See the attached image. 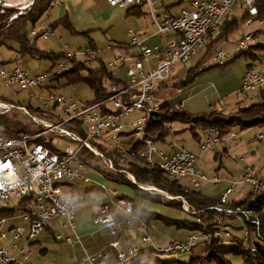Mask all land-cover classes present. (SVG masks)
<instances>
[{
    "label": "built area",
    "instance_id": "2783aa9c",
    "mask_svg": "<svg viewBox=\"0 0 264 264\" xmlns=\"http://www.w3.org/2000/svg\"><path fill=\"white\" fill-rule=\"evenodd\" d=\"M105 1L109 6H116L118 9H144L156 28V32L147 38H153L155 34H159L162 44L155 43L153 46H148L145 43L146 37L130 29L127 35L131 38V44L122 53L114 55L112 60L106 62L107 68L111 71L123 69L125 80L120 81V84H111L108 88L110 96L102 103L80 105L71 97L57 94L52 91L53 89L47 90L46 88L52 83L50 74L40 72L31 75L27 69L22 67H14L6 72L0 67V81L5 85H15L21 91L37 90L29 94V100L35 101L43 109L56 105L59 108L58 113L62 116L60 121L51 117L53 121H48L47 126H44L46 129L37 134H24L10 138L0 133V207L6 209L9 199L13 197L32 198V202L28 203L25 209L18 214L19 218L28 222L27 229L14 225L2 231L1 225L6 222V218H0V239L5 237L11 239L13 250L9 252L7 246L0 247V264H30V253L20 249L14 243L15 240L24 234L26 239L37 237L54 218H62L64 220L62 227L67 230L66 234L54 233L53 237L57 241L68 243L72 242L73 237L78 241L74 210L77 196L65 191L64 187L68 182L88 181V178L82 174V171L86 169L84 161L79 156L82 148L92 153L99 163L112 173L124 171L121 167H124L127 159L136 153L150 167L161 169L170 180L181 182L186 179L197 188L199 179L207 181L206 176L196 173L194 152L182 149L167 155L158 149L155 137L147 134L145 127L147 121L151 115L156 113L163 101L154 92L159 84L166 82L171 73L170 70L177 64L189 62L193 57L200 56L208 50L220 26L224 20L231 18L236 6H239L240 11L246 12V23L253 24L256 30L253 32L245 30L242 35L234 38L239 51H246L260 43L264 44V14H261L259 9V4L264 0H190L188 8H181L177 15H171L167 10L160 11L157 6L158 0ZM257 31H259L258 37L254 36ZM35 33L36 31L33 30L30 34L33 36ZM49 33L50 31L44 33L41 38L47 40ZM211 52L216 64L220 65L230 61L224 47L219 42L211 48ZM74 55L89 62H94L99 58L98 53L91 47L83 49L82 52L67 53V58L55 63V73L61 74V72L69 71L68 59ZM246 70L240 92L242 95L264 84V64L261 59H252ZM107 102L113 103V111L108 110ZM218 103L214 102L210 108L217 110ZM6 105L13 106L12 104ZM8 106L0 103L3 111H7ZM134 112L138 115L129 118V121H123ZM130 122L134 126L129 131V133L132 132L130 137L140 142L139 150L133 149L132 145L129 147L125 144L124 128ZM170 125H172L171 122L166 124L167 127ZM48 133L52 135L50 146L56 149H50L41 141L36 142L39 137H48ZM203 136L199 144L202 150H209L220 142L219 131L215 128L205 129ZM108 138L113 143L112 148L108 147L105 142ZM61 142L65 144L63 150L58 149V143ZM98 146L112 149L116 159L110 157L105 150H100ZM154 156L157 159L154 160ZM124 173L130 182L137 183L133 175ZM240 177L238 183L248 186L251 192L264 194V180H258L250 172ZM138 187L141 190H148L146 186L144 188L138 185ZM231 191L230 187L225 190L219 200L220 204L226 205ZM115 193L112 192V195ZM179 199L184 201L182 197ZM184 205L185 212L196 213L186 201ZM115 208L119 215L125 216L128 220L133 216V204L125 198H119ZM97 209L93 223L110 228L114 235L116 221L109 204L106 203ZM215 209L225 215H242L247 222L254 223L258 230V218L250 211L240 208L224 209L223 206H216ZM197 222L206 228L207 225L204 222L199 219ZM211 223L216 227L213 230V236L226 239L230 236L228 223L225 224L219 217L214 218ZM137 232L144 234V227L138 226ZM197 240V235L190 234L185 241L168 242L157 251L166 254H183L191 250ZM150 241L148 235L141 236L143 245H148ZM118 244L115 238L110 242L113 248ZM138 249L139 247L128 248L119 252L115 264H128L129 260L137 255ZM106 257L107 255L103 254L100 249H95L90 253H85V257L76 264H105L103 261Z\"/></svg>",
    "mask_w": 264,
    "mask_h": 264
},
{
    "label": "rangeland",
    "instance_id": "374dc122",
    "mask_svg": "<svg viewBox=\"0 0 264 264\" xmlns=\"http://www.w3.org/2000/svg\"><path fill=\"white\" fill-rule=\"evenodd\" d=\"M178 1L179 0H159L158 6L159 5L162 6L160 8V11L162 12L167 9L165 6H169L170 8L168 10H170L169 11L170 13L172 12L171 15L172 14L177 15L181 8L183 7L188 8V4L190 0H183L181 4H178ZM32 2L33 0H8V1L2 0L0 1V10H1L0 12H3L2 9H6V8L16 9L18 12L14 14L12 13L11 16L9 17V21H11L12 19H15L17 16H19V14L22 13L23 11H27L32 5ZM242 13L244 14L246 12H242ZM240 15H241L240 8L238 7L234 8L233 15L231 16V18L233 16H238V18H240ZM46 17H47V13L40 20H38L36 24H34L35 26L33 30H35L36 33L33 36L37 35L39 30L43 31V34L50 31L49 33V36H51L50 39H52L54 43H56L55 46H51L54 52L67 51L69 53L70 52L77 53V52H82L83 49L86 48L87 38L82 37V35L79 34L81 30L78 29L79 32H72L69 28H66L63 25H58L55 28H50L47 25L49 21L47 20ZM144 19L146 22V28L147 30L150 31V33L148 34L150 35V34L155 33L156 28L154 27V24L151 21L150 16L147 14L146 16H144ZM129 21L130 20H128V18L127 19L125 18L124 20L117 21L115 24H113L112 27L108 28L107 30L99 28L94 31H91L89 36L93 38V40L95 41V44L99 48H102V47L104 48L107 46H114L113 49L119 52L120 49H118V46L122 44H126V43L131 44V39L128 37V35H126L130 29L135 31L137 34L140 33V31L136 30L137 28L132 25V22H129ZM32 31H30V33ZM259 31H257L254 34V36L258 37ZM243 32L245 31H243V27L240 26L239 28L234 29L231 35H229L228 37H223L219 41V43L224 47L227 53V57L230 59V61L233 59V57L236 54L246 52L247 50L251 48L250 47L246 51L241 52L239 51L237 44L234 42V38L238 35L239 36L242 35ZM30 33L29 35L33 37ZM43 34L41 35V37L43 36ZM41 37L38 38L39 39L38 41L41 44L47 46V44L43 41L44 39H42ZM155 43H158L159 45L162 44V40L159 37V34H155L153 38L147 42V44L150 46H153V44ZM15 52H16V49L11 48V47H8V46L0 47V67H2L6 72L10 71L13 68V66L16 67V65H18L20 68L22 67L24 69H27L31 75H35L38 72H41V73L46 72V70H48V67L50 66V60H43V61L38 60V63H39L38 66L35 67V69H32L30 66L27 65V62L29 61L30 58L27 57V55H25L21 57L18 56V59H17V53ZM257 54L258 56L255 59H258V60L261 59L262 63L264 64V52L259 51V53ZM251 60L252 59H249V58L245 59L243 57L241 58L239 57L233 60L232 63H229L230 62L229 61L228 62L229 64L224 63V64L219 65L213 61L212 52H211L207 58H200V59L196 58V59L190 60L189 62L187 61L180 62L179 64H177L174 68L170 70L171 73L169 74L166 82L162 83V84L167 83V88L160 90L158 94L155 93L158 90H155L154 94H156L158 97H161L162 99H168L171 102L172 101L177 102V104H180L186 110H188V112L192 114H196L198 112H202V113L208 112L209 109H211L210 105L213 104L214 102L215 103L219 102L218 103L219 106L217 110H223L224 112H235L238 109L248 108V106L251 104L255 105L261 102L262 97L259 96L258 94H261V91L264 90V84H263L261 85V87H255V89L248 91V93L246 94L242 95L240 93L241 87L243 84L244 73L245 71H247L246 68L249 65V62ZM195 65H198L199 69L201 70L206 69V68L207 69L203 71L201 74H199L197 77H195L191 85L184 86V87L181 86L179 87V89L176 88L174 85L177 84L182 79H184L188 69L190 67H194ZM52 72L55 73V67H53ZM114 73L122 81L125 80L124 70L114 71ZM62 84L63 82L61 83V85ZM52 91L60 95L63 94L65 96L71 97L76 103L80 105L81 104L84 105L85 104L84 102H88L94 96L93 90H91L89 86L81 82L75 83V85H64L62 86V88H59L56 90L53 89ZM30 93H35V90H31L29 92L28 90L21 91L15 85L7 86L2 81H0V103H2L5 106H8L6 104L10 105L12 103H14L15 105H19V106H23V105L25 106L28 103H30V105L36 104L35 101L29 100L28 97ZM15 105L8 106L9 108L7 109V111H3V109L0 108V114L10 115V113L11 114L14 113L17 115L18 119L28 124L30 128H34V129L40 128V130L38 131L45 130L46 128L44 126H47L46 124L49 123L48 121H53L52 118H44L41 115L37 113L35 114L29 109H26L25 107L22 108V107H17ZM106 106L108 110H111V111L114 110V105L112 102L110 103L107 102ZM217 110H214V111H217ZM56 112H59V108H57ZM135 115H138V113L134 112V113L129 114V116L125 118L126 120L124 119L123 121L124 122L129 121V118ZM133 127H134L133 124L130 122L129 124L125 126L124 131L125 132L130 131L133 129ZM166 128H172V130L173 129L177 130V129H181L182 126L178 124L175 125L174 123H172L170 127L166 126ZM232 132L233 133L231 134H237L236 135L237 137L232 140V143L236 145L248 146L247 147L248 150L246 153L251 154L253 156L250 162H248L249 160L247 161L249 166L251 165L253 166L250 169L244 170V172H242L240 176L244 175L245 173L250 172L257 178L264 177V125L256 126V127L251 126L248 129L243 130V131L240 130L239 127L236 126V128L232 129ZM50 134L51 133H48L49 138H50ZM203 138L204 136L202 137V139ZM105 142H107L108 147L112 148L113 143L111 142V140H109V138ZM58 144H59L58 149L63 150L65 144H62V142ZM219 145L220 144L218 143L214 147L218 148ZM202 151H207V150H202ZM227 158L228 156L225 157V160ZM238 159H239V156L235 159L236 162L238 161ZM154 160H155V156H154ZM196 163H197V159L195 162V169L197 170L199 166H198V163L197 164ZM99 164L101 166V169H104V170L106 169L105 167H103L101 163ZM124 176L127 180H129L126 175ZM240 176H238V179L232 182L231 185L225 188V190L229 187L232 189L231 193L227 197V199H229L228 202L230 201V195L233 194L235 188H238V186L240 185H244L242 183H238V181L241 178ZM206 178H207V181H209L210 183H214V184L218 183L219 181L216 177H211V179H208V177L206 176ZM212 178L214 179L212 180ZM200 180L201 179H199V182ZM258 180H264V178L262 179L258 178ZM107 182H108L107 185H108L109 190L119 191V190H122L123 188L122 184L118 185L115 183H111L110 181H107ZM71 183L72 185H75L78 187L79 186L88 187V186H92L93 184L92 183V184L87 185L82 180L74 181ZM146 185H151V184L147 182L142 183V186L144 188ZM246 187L249 188L248 186ZM193 188L198 189L197 187H193ZM247 188L243 189L239 194L235 193L236 194L235 199L239 200L243 197H246L250 193V190H249L250 188L249 189ZM225 190L217 198L219 204H220L219 200L225 193ZM147 191L150 193H153L154 196H159V193L156 194L155 191L153 192L151 188L150 190H147ZM162 195L163 196H161V199L159 200V202H152L151 200H148L149 202H147V205H146V206L152 207L153 211L159 217L153 218L151 216V217L146 218L145 217L146 215L144 214L143 210H147V207L142 208V210H139V208L134 210L133 217H131V219L128 220L130 225L126 227L128 231L127 234L133 235L132 245L134 246V244H139L142 247H152L153 249L157 250L158 248L161 247V245H163V243H165V241L174 242V240H179V242H183L187 239L188 235L194 234L198 236V240L196 242V245L192 247L191 250L183 254L179 253V254L170 255V254L163 253L161 254V256L169 258V259H175L176 257L177 259H180V261L182 262H188L191 256L197 257V256H201L202 254H204L205 252L204 238L209 240L211 239V235L209 233L207 234L203 233V230L200 232L197 231L194 233L188 227L187 228L179 227L178 224L180 225L181 222H190L192 224H196L197 220L191 215V212L189 211L185 212V205H184L185 199L184 198H183L184 201L179 199V201L182 202L181 203L182 205L178 206V204L176 203L168 204V202L170 201L169 197H172V196L165 194V193H162ZM19 200L20 199H18L17 197L10 198L7 203V208L12 209L14 207H17V202ZM87 202L88 200H85L84 197H81V196L77 197V200L75 202L76 208L78 207L80 208L82 204L84 203L87 204ZM139 203H142V202L140 201ZM219 206H223L224 209L229 208L225 204H220ZM16 212L21 213L19 212V210H16ZM263 213H264V208H263ZM218 217L225 224L230 223L231 221L235 220V222L232 223V226L231 227L229 226L232 236H234L236 239H239V240L242 238L244 239L246 238L245 230L247 229L240 228L241 220L239 221L240 219L239 215L229 214V217L228 216L226 217L216 216L215 218H218ZM210 221H207V222H210ZM14 224L20 225L21 227L27 229V225L25 224V222H21L19 220L14 221V222L9 220L6 226H10ZM138 226L144 227V234H139L137 232ZM237 228H240V229L237 230ZM54 233H59V232H54ZM143 235L144 236L148 235L150 237L151 242L148 243V245H143L141 243V236ZM252 239H254L253 236H252ZM10 241L12 240L8 238L2 239V240L0 239V247L2 246L8 247ZM42 241L50 243V244L56 243V241L54 242V240L52 239V237H50V235L46 236V234H41V236L37 238L28 237L27 241H25L24 239L22 240L18 239V240H15L14 243H16L20 247L23 246L26 249L25 251L27 252L30 251L34 259L40 262V264L42 263L43 264H69V261H71V254H70L71 250L69 249L68 245H65V243L60 244L58 242V245L60 247L58 251L47 248V250H45V252L41 254L39 250H41ZM224 243L227 245V244H230L231 241L227 240ZM228 257H230L232 264H242V258L240 256L231 255Z\"/></svg>",
    "mask_w": 264,
    "mask_h": 264
},
{
    "label": "trees",
    "instance_id": "16d2710c",
    "mask_svg": "<svg viewBox=\"0 0 264 264\" xmlns=\"http://www.w3.org/2000/svg\"><path fill=\"white\" fill-rule=\"evenodd\" d=\"M53 0H33L32 5L27 11H23L15 19L9 21L11 14L18 12L16 9L6 8L2 9L3 12H0V47L8 46L12 44L11 48L16 49V52L19 57L27 55V57L36 60H50V66L46 72L43 74H50L51 84L49 89H59L64 85H75V83H83L90 87L93 90L94 96L88 102H84L85 105L89 104H98L105 101L110 96L109 86L111 84H120L121 79L115 75L114 71H111L107 68L106 60L102 58L96 59L94 62H89L80 58V56L74 55V57L68 59L70 62L69 71L61 72V74H56L52 72L55 63L60 61L63 58H67V51L54 52L52 49H42L38 45V38L41 37L43 31L38 32L37 35L31 37L29 35L30 31L34 29V24L38 22L44 15H46L47 10L50 9ZM260 13L264 14V1L259 4ZM1 11V10H0ZM142 10L138 9H127V14H132L139 16L142 14ZM241 20L247 18L246 13L243 14ZM237 17L233 16L230 19L224 20L220 26L219 32L214 38L213 42L210 44L208 50L202 54L193 57L196 58H207L211 53V48L214 47L223 37H228L232 34L234 29L239 28L240 21ZM66 15L56 21L54 24H48L50 28H54L55 24H64L67 28L70 27L67 24ZM83 35L86 36L84 33ZM89 45L92 46V40H89ZM94 48V47H93ZM122 47H119L121 49ZM125 49V48H123ZM259 51L264 52V44L260 43L259 45L252 46L246 52L236 54L233 59L229 62L232 63L236 58H257ZM192 59V60H193ZM228 63V64H229ZM207 69V68H206ZM206 69H199L198 65L190 67L186 72L184 79L179 81L174 86L179 89V87L189 86L194 81V78L201 74ZM63 84L61 85V83ZM167 83L159 84L158 91L166 89ZM262 97V100L258 104H251L248 108L238 109L235 112H224L223 110L214 111V109H209L208 112L202 113L198 112L192 114L188 112L183 106L177 104L175 101H170L168 99H162L159 109L151 115L150 119L147 121L146 132L149 136L155 137V141L158 139H166L172 133V128H166V124L169 122L174 123L175 125H185L186 129L189 131L190 135L196 141L201 142L203 131L209 128H215L219 131L220 137L224 134L230 133L233 128L239 127L240 130H246L251 126H262L264 125V90L261 91V94H258ZM11 103V102H9ZM15 105L14 103H12ZM27 105V106H26ZM25 106L15 105L17 107H25L33 113H37L44 118L54 117L56 120H62L60 113L56 112L57 106L52 105L48 109H43L40 105H30V103ZM56 113H55V112ZM40 128H30V126L20 119L14 113L9 114H0V133L4 134L6 137H19L24 134H37V131ZM39 132V131H38ZM130 133H124V137H128L129 141H125V144L133 149L139 150L140 142L136 139H131ZM202 135V136H201ZM50 138L46 137L37 138L36 142L41 141L50 149H56L53 146H50ZM100 150L106 151L110 157H114L115 152L110 148H105L98 146ZM84 161L86 168L91 171L94 170L98 172L104 179L115 184H124V186L130 187L133 189L134 194L138 197V201L151 200L152 202H159L161 196H154L152 193L147 190H141L138 187V184L142 186V183H150L151 186L156 189L163 190L164 193L170 196L182 197L187 201V203L195 210L196 213L191 214L194 218L201 220L207 226L206 228L202 224L196 221V224L190 222H181L179 227H185L192 230V232H200L203 230V233H209L211 239L204 238L205 252L201 256H191L188 262H182L180 259H169L161 256L162 252H158L152 247H139L138 253L134 259L129 260L128 264H232L230 257L228 256H240L242 258V264H264V194H257L251 192L244 198L239 199V201L231 200L226 203V206L232 210L236 209H245L254 214L259 221L258 230L256 229L255 224L247 222L242 215L240 216L239 221L241 220V227L247 230L245 234L246 238L236 239L232 236V233L229 229L230 236L223 238L221 236H213V233L216 229L211 221L216 216L229 217V214H223L218 212L215 209L216 206L220 207L218 199L209 198L205 196L200 189H195L189 185H182L178 180H170L164 172L156 167H150L138 154L134 153L129 159L124 167V171H118V173H112L108 169H101L99 161L92 153H88L85 149L82 148L80 155ZM129 173L135 177L137 183L130 182L125 178V173ZM140 182V183H139ZM97 188V187H96ZM75 190V187L73 188ZM93 189V188H92ZM89 189V190H92ZM76 193L82 190L76 189ZM88 190V191H89ZM32 202V198L26 197L25 199H20L18 202L19 208H24L27 203ZM178 204L181 206L182 202L178 199H172L168 204ZM133 207L136 206V199L132 201ZM14 210H5L0 209V218L3 216H11ZM147 217H159L158 215H152L151 213H144ZM214 217V218H213ZM211 220V221H210ZM210 221V222H207ZM231 221L229 226H232ZM205 228V229H203ZM240 228H237L240 229ZM252 236L254 239H252ZM227 240H230V244H225ZM171 255V254H170Z\"/></svg>",
    "mask_w": 264,
    "mask_h": 264
},
{
    "label": "crops",
    "instance_id": "0c3cea01",
    "mask_svg": "<svg viewBox=\"0 0 264 264\" xmlns=\"http://www.w3.org/2000/svg\"><path fill=\"white\" fill-rule=\"evenodd\" d=\"M159 1V0H158ZM183 0H179L178 4H181ZM177 4V5H178ZM158 6V2H157ZM189 6V4H188ZM159 10L162 6H158ZM167 11L170 7L165 6ZM239 8V6H236L235 8ZM127 9H118L116 6H109V4L105 0H53V3L49 10H47V20L49 21L47 23L54 24L56 21H59L62 17L66 15L67 21L70 27H68L72 32H79L82 37L87 38L86 48L91 47L89 45V40H92V46L94 51H96L99 55V58H102L106 60V62L112 60L114 55L122 53L123 48L127 49L128 43L122 44L119 47H122L119 52L115 51L113 48L114 46H107L99 48L92 37H90V32L94 31L96 29L102 28V29H108L113 26L117 21L124 20L125 18L130 20L129 22H132V25L135 26L140 31L139 35H142V37L145 38L146 45L148 41H150L151 38H147L149 36L148 33H150L149 30L146 28V22L144 19V16H146V12L144 9L140 8L142 10V14L139 16L127 14ZM239 20H241L243 17L242 11ZM172 13V12H171ZM173 15V14H172ZM46 20V21H47ZM246 20V18H245ZM245 20H241L239 23V27H243V31H256L255 26L251 23H246ZM58 25L64 24H55L54 28ZM49 26V25H48ZM66 27V26H65ZM67 28V27H66ZM79 29V30H78ZM130 29V28H129ZM86 34L83 35V34ZM128 34V32H127ZM126 34V35H127ZM51 36L47 37V40H43L47 46L41 44L38 41V45L42 49H52L51 46H55L56 43L52 39H50ZM130 38V36L128 35ZM131 39V38H130ZM12 44L8 45V47H12ZM150 46V45H148ZM110 47V48H109ZM69 53V52H67ZM71 53V52H70ZM18 59V54H17ZM38 60L36 59H29L27 62V65L30 66L32 69H35V67L38 66ZM15 66H13L14 68ZM16 67H19L16 65ZM15 67V68H16ZM120 70V69H119ZM116 70V71H119ZM123 70V69H122ZM121 71V70H120ZM40 73V72H38ZM125 76V75H124ZM122 81V80H121ZM56 90V89H55ZM37 90H35L36 92ZM126 120V119H125ZM234 132V131H233ZM232 131L227 134H224L219 142L218 148H211L207 151H202V149L199 148V141H196L192 138L189 131L186 129V126L183 125L181 129H173L172 134L167 137L166 139H158L156 142V146L158 149L162 150L163 153L170 155L171 152L179 151L182 149H189L195 153L197 163L199 168L196 170L197 174H203L208 177V179H211V177H216L219 181L218 183H210L209 181L200 180L199 188L201 192L209 197V198H215L217 199L225 190V188L229 185H231L232 182L238 179V176L244 172L246 169H250L253 165L249 166L247 161L250 162V160L253 158L251 154H247L248 146H242V145H236L232 143V140L236 138L237 134H234V136H231ZM125 133H129V131H126ZM202 136V135H201ZM203 137V136H202ZM128 137L125 139V141H129ZM228 156V158L225 160V157ZM239 156L238 161L236 162V158ZM155 159L156 156H155ZM196 163V164H197ZM82 174L84 177L88 178L87 182H83L85 184H92V186L83 187V186H75L72 185V183H68L64 190L67 192H71L75 194L77 197L81 196L84 197L85 200H88L87 204H82L81 207L75 208V223H76V236L78 237V241L75 240L73 237L72 242H60L57 241L53 236L54 232H59V234H66L67 230H65L62 225L64 220L62 218H54V220L50 221L48 225L41 231V233L37 236H41V234H46V236L50 235L55 244H50L47 242L42 241L41 242V250L40 253H44L47 248L57 250L60 249L58 242L60 244L65 243V245L69 246V249L71 250V261H69V264H76V262L81 261L85 257V253H90L94 251L95 249H100V251L107 255V257L104 259L105 264H115L117 260V254L121 251H124L128 248H135V247H142L139 244L132 245L133 242V235L127 234V226L130 225V223L127 221L128 219L125 218L123 215H119L116 211V205L119 198H125V200H128L132 202L134 199H136V206H134V210L139 208V210H142V208H146L147 210H143L144 213H151L152 215H156V213L153 211L152 207L146 206L148 200L141 201L142 203H139L142 199H138V197L134 194L133 189L124 186L122 190H109L108 189V180L104 179L101 175L98 174V172L90 169H85L82 171ZM260 179L264 177H258ZM79 181V180H77ZM182 185H189L192 187L191 183L188 180H182L180 182ZM75 187V190L73 189ZM97 187V188H96ZM93 188V189H92ZM146 188H150L155 191L156 188L151 187V185H146ZM247 188L244 185L238 186V188H235L232 195H230L231 200L239 201L238 199H235L236 194L240 193L243 189ZM76 189H82L79 194L76 193ZM92 189V190H89ZM249 189V188H247ZM89 190V191H88ZM251 190V189H249ZM156 194L159 193L160 196H163L162 193L164 191L162 190H156ZM159 191V192H158ZM112 192H116L114 195H112ZM166 194V193H165ZM153 195V193H152ZM167 197V196H166ZM168 198V197H167ZM170 200L172 199H178V196H172L169 197ZM168 198V199H169ZM245 198V197H244ZM138 199V200H137ZM242 199V198H241ZM20 201V200H19ZM18 201V202H19ZM17 202V207H14L12 209L6 208L5 210H14L13 214L11 216H3L6 218V222L2 224L1 230H8L11 227H14V225L6 226L7 222L9 220L11 221H23L21 218L18 217V214L16 210H19L21 212L24 210V208H19ZM109 204L112 212L115 216L116 221V228H115V234L112 235V230L110 228H105L103 226H100L99 224L93 223V218L98 212V209L100 206L104 204ZM28 204V203H27ZM27 206V205H26ZM25 206V207H26ZM134 212V211H133ZM133 217V216H132ZM131 219V218H130ZM8 220V221H7ZM28 222H25L27 225ZM28 228V225H27ZM25 234L22 237H19V239H24ZM36 237V238H37ZM118 240V246L113 248V246L110 245V242L112 240ZM186 238V237H185ZM4 239H7L6 237ZM9 239V238H8ZM2 240V239H1ZM11 240V239H10ZM18 240V239H17ZM184 240V239H183ZM151 242V241H150ZM170 241H165L163 245L167 244ZM10 241L9 246L7 247L10 251H13L11 248ZM18 246V245H17ZM162 246V245H161ZM20 249H23L25 251L26 249L22 246H18ZM161 248V247H160ZM27 252V251H25ZM30 252V251H29ZM30 261L31 264H40L34 257L32 256V253L30 252ZM43 264V263H42Z\"/></svg>",
    "mask_w": 264,
    "mask_h": 264
},
{
    "label": "bare ground",
    "instance_id": "6f19581e",
    "mask_svg": "<svg viewBox=\"0 0 264 264\" xmlns=\"http://www.w3.org/2000/svg\"><path fill=\"white\" fill-rule=\"evenodd\" d=\"M0 1H2V0H0ZM8 1V0H7Z\"/></svg>",
    "mask_w": 264,
    "mask_h": 264
}]
</instances>
